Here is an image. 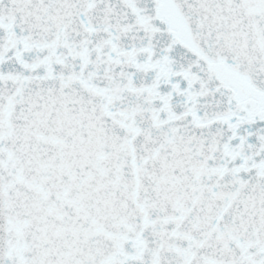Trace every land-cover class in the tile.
Returning <instances> with one entry per match:
<instances>
[{"label": "snow or ice", "instance_id": "6c2138e0", "mask_svg": "<svg viewBox=\"0 0 264 264\" xmlns=\"http://www.w3.org/2000/svg\"><path fill=\"white\" fill-rule=\"evenodd\" d=\"M0 264H264V0H0Z\"/></svg>", "mask_w": 264, "mask_h": 264}]
</instances>
